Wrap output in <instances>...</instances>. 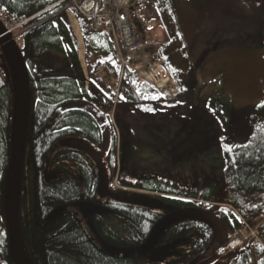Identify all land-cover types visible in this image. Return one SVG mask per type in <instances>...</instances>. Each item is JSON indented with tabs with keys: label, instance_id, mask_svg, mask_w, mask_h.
<instances>
[{
	"label": "trees",
	"instance_id": "trees-1",
	"mask_svg": "<svg viewBox=\"0 0 264 264\" xmlns=\"http://www.w3.org/2000/svg\"><path fill=\"white\" fill-rule=\"evenodd\" d=\"M171 2L154 0L169 37L167 42L159 41V56L178 81L180 91L174 101L164 99L132 68L123 69L119 46L107 33V24L102 29H94L91 19L79 15L70 7L69 0H0V15L8 16L13 26L21 24L19 49L29 81L30 110L18 217L21 239L32 264H193L213 244L215 233L209 224L198 220L180 221L158 240V244L173 245L176 254L164 262H155L146 254L119 256L103 251L75 214L51 217L65 204L100 203L107 207V212L92 215L96 231L115 246L136 247L147 242L156 224L165 216V212L140 204L111 202L109 195L100 199L94 181V162L78 149L64 148L62 140L83 137L99 143L102 137L98 122L103 117L102 111L110 113L115 108L129 107L142 112L191 100L190 95L198 84L196 68L191 66L188 81L183 82L171 65L176 49L183 42ZM140 4L141 16L137 15L138 11L136 15L148 31L152 30L156 24L154 19L142 16L150 4ZM68 11L76 16L85 39L88 86L78 60V42ZM64 45L70 51L66 52ZM91 50L97 55L92 70L87 61ZM0 53L7 62L4 64L0 54V261L14 264L10 257L3 188L13 133L15 89L11 67L1 48ZM101 69L105 70L109 82L97 77ZM116 86L119 87L117 99ZM210 105L224 126L226 137H233L231 130L235 128V137L245 138L233 149L224 151V183L209 180L202 192L156 177H145L134 183L124 179L122 184L153 193L150 196L168 202L172 209L195 208L215 213L230 230L229 241L222 249L227 264H253V258L255 264H264V219L261 218L264 215V106L237 109L218 96ZM115 152L114 139L108 155L111 166ZM191 154H202V151L192 150ZM235 212L258 228L261 241L256 246L247 242L241 248H229L235 231L233 223L238 228Z\"/></svg>",
	"mask_w": 264,
	"mask_h": 264
},
{
	"label": "rangeland",
	"instance_id": "rangeland-1",
	"mask_svg": "<svg viewBox=\"0 0 264 264\" xmlns=\"http://www.w3.org/2000/svg\"><path fill=\"white\" fill-rule=\"evenodd\" d=\"M171 1L183 35V42L176 49L178 52L171 65L180 73L179 79L183 82L188 81L191 66L196 68L198 84L190 95L191 100L174 105L163 104L142 112L129 107L115 108L110 113L102 111L103 117L98 122L102 137L99 143L83 137L62 140L64 148L78 149L94 162V181L98 185L100 199L109 195L111 202L140 204L165 212V216L156 224L147 242L136 247L115 246L96 231L92 215L107 212V207L100 203L65 204L58 207L51 217L75 214L103 251L119 256L146 254L155 262H164L176 254L173 245L158 244L160 236L169 227L180 221H203L213 228L215 239L208 252L193 264H227L222 249L229 241L230 230L218 215L195 208L172 209L168 202L150 196L153 193L123 186L122 180L134 183L145 177H156L175 181L177 177L181 181L179 184L197 188L200 192L209 180L225 182L224 151L233 149L245 138L235 137V128L231 130L234 136L226 137L224 126L210 104L218 96L222 102H230L237 109L264 106V0ZM140 2L142 5L150 2V7L146 11L143 9V17L154 19L156 24L148 31L145 24L137 20L136 29L142 34L145 48L153 50L160 45L159 41H169L167 29L154 0ZM137 15L141 16L139 8ZM0 18L2 20L1 15ZM1 23L5 24L3 20ZM4 26L19 47L21 24L13 26L10 20ZM211 48L214 50L209 51ZM0 54L6 64L3 54ZM96 59L97 55L91 50L87 56L90 70ZM104 72L101 69L97 77L107 83L109 78ZM141 80L155 88L164 99L174 101L179 96L178 81L170 71L169 80L164 84L166 89H160L142 77ZM114 92L117 99L118 86ZM114 139L116 152L111 166L108 155ZM192 150L202 151V154H188ZM187 159L190 161L186 162ZM234 216L238 228L233 223L232 242L237 233L242 244L231 248V242L229 248L235 250L247 242L256 246L261 241L258 228L237 212ZM261 218L264 219V215ZM252 262L256 263L254 258ZM0 264L3 263L0 261Z\"/></svg>",
	"mask_w": 264,
	"mask_h": 264
},
{
	"label": "water",
	"instance_id": "water-1",
	"mask_svg": "<svg viewBox=\"0 0 264 264\" xmlns=\"http://www.w3.org/2000/svg\"><path fill=\"white\" fill-rule=\"evenodd\" d=\"M72 30L78 42V60L86 86L89 85L88 68L86 64V43L76 16L68 11ZM0 48L3 50L12 70L15 89V111L13 133L10 147L8 167L4 177L3 206L6 226L9 234L10 257L14 264H32L23 245L18 217V198L20 178L25 159V145L30 110V90L28 74L20 49L11 37L9 30L0 21ZM26 258L23 259L17 251V246Z\"/></svg>",
	"mask_w": 264,
	"mask_h": 264
},
{
	"label": "built area",
	"instance_id": "built-area-1",
	"mask_svg": "<svg viewBox=\"0 0 264 264\" xmlns=\"http://www.w3.org/2000/svg\"><path fill=\"white\" fill-rule=\"evenodd\" d=\"M69 1L70 7L75 8L79 15L91 19L94 29H102L107 24V33L119 46V58L123 69L130 67L152 85L166 89L167 86L164 84L169 80V69L159 57L160 46H156L153 50L151 48L146 49L142 34L136 29V21H139L140 17H137L136 12L141 0ZM148 3L150 4V2ZM1 17L5 24L10 22L8 16L1 15ZM64 49L66 52L70 51L67 45H64ZM237 237L238 234L236 233L231 248H236L242 244Z\"/></svg>",
	"mask_w": 264,
	"mask_h": 264
},
{
	"label": "bare ground",
	"instance_id": "bare-ground-1",
	"mask_svg": "<svg viewBox=\"0 0 264 264\" xmlns=\"http://www.w3.org/2000/svg\"><path fill=\"white\" fill-rule=\"evenodd\" d=\"M17 251L19 252V254L21 255V257L26 260L24 254H23V252L21 250V246L20 245L17 246Z\"/></svg>",
	"mask_w": 264,
	"mask_h": 264
},
{
	"label": "crops",
	"instance_id": "crops-1",
	"mask_svg": "<svg viewBox=\"0 0 264 264\" xmlns=\"http://www.w3.org/2000/svg\"><path fill=\"white\" fill-rule=\"evenodd\" d=\"M191 153H192V151H188V154H191ZM188 161H190V159H187L186 162H188ZM174 180L177 181L178 183L181 182L180 179L177 178V177H176ZM180 184H181V183H180ZM182 185H183V184H182ZM184 186H186V185H184Z\"/></svg>",
	"mask_w": 264,
	"mask_h": 264
},
{
	"label": "flooded vegetation",
	"instance_id": "flooded-vegetation-1",
	"mask_svg": "<svg viewBox=\"0 0 264 264\" xmlns=\"http://www.w3.org/2000/svg\"><path fill=\"white\" fill-rule=\"evenodd\" d=\"M201 59H204V58L201 56Z\"/></svg>",
	"mask_w": 264,
	"mask_h": 264
}]
</instances>
